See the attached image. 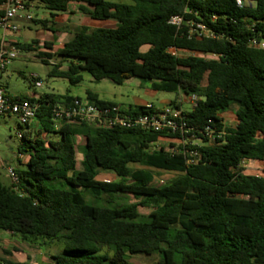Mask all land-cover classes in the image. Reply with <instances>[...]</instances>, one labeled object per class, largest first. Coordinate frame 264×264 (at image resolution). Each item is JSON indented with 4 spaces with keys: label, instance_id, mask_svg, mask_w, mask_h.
I'll return each mask as SVG.
<instances>
[{
    "label": "trees",
    "instance_id": "obj_1",
    "mask_svg": "<svg viewBox=\"0 0 264 264\" xmlns=\"http://www.w3.org/2000/svg\"><path fill=\"white\" fill-rule=\"evenodd\" d=\"M25 1L42 5L51 17L76 5L92 20L117 23L113 29L80 27L57 51L52 42L42 49L37 40L15 44L21 52L39 47L45 63L58 59L52 77L72 86L85 72L95 82L109 79L119 86L139 78L153 91L196 96V106L186 112L191 127L203 129L212 121L219 130L221 115L233 108L238 123L225 126L226 135L216 144L202 138L187 146L201 158L192 166L178 152L182 146L170 144L176 152L155 148L164 133L88 124L55 130L52 108L79 99L70 92L14 96L38 103L41 132L57 137H32L24 130L17 158L29 156L27 169L14 167L17 185L0 180V231L30 246L62 243V254L49 264H133L131 257L142 255H157L156 264H264V177L240 168L245 160L264 164V50L249 44L264 40V0H249L244 8L236 0ZM176 16L204 23L218 38L188 39L186 26L170 24ZM31 23L56 32L49 19ZM169 48L185 55L173 56ZM62 63H68L67 70H61ZM86 99L117 105L90 91ZM171 105L180 108L176 101ZM152 111V106L129 108L137 116ZM76 136L85 139L80 169ZM159 172L176 176L160 186ZM102 173L118 181L99 180ZM120 198L136 202L119 205ZM0 264L28 263L0 259Z\"/></svg>",
    "mask_w": 264,
    "mask_h": 264
},
{
    "label": "built area",
    "instance_id": "obj_2",
    "mask_svg": "<svg viewBox=\"0 0 264 264\" xmlns=\"http://www.w3.org/2000/svg\"><path fill=\"white\" fill-rule=\"evenodd\" d=\"M32 4V3H31ZM31 4L25 0H2L0 4V76L6 70L10 61L19 55V50L7 46L6 36L8 34H17L20 32V24L28 25L34 19L31 12ZM239 8L251 5L249 0H236ZM247 22V21H246ZM171 25L182 29L183 26L188 28L184 33L188 39H216L218 36L209 29L204 23L185 22L182 17H173L170 21ZM248 29H252L251 25L246 24ZM250 46L264 50V40L253 38L249 42ZM169 52L173 56H184L185 53L175 48H169ZM32 80L36 87H42V82L37 76H33ZM192 107H195L198 101L196 96L190 97ZM150 107V106H149ZM39 110V104L33 103L28 99H16L10 96L0 86V117L14 116L17 118L20 126L25 129L31 122L36 120ZM187 111L182 108L167 107L152 111L145 115H134L128 110H123L119 105L114 106H98L90 103L86 98L75 99L69 106L57 104L52 108L51 121L55 130H60L66 124H88L96 128L104 129H125V130H142L152 133H164L166 137H160L154 144L156 149H160L158 144L168 142L182 146L178 151L186 157L188 165H197L200 162V155L196 150L187 149V146H197L201 144L202 138L207 139L210 144H216L226 135L225 121L222 122V128L217 129L212 121H209L203 129H197L188 125ZM238 123L237 119L235 125ZM24 129V130H25ZM23 131L16 132V137L21 139ZM1 147V142H0ZM167 151L176 152L175 148H165ZM254 165V166H253ZM253 166V168H252ZM0 168L6 170L7 175L12 184L19 183V177L15 168L8 164L0 163ZM240 168L246 173L247 169H253L256 177H264V164L245 160L241 163ZM162 183V182H161Z\"/></svg>",
    "mask_w": 264,
    "mask_h": 264
},
{
    "label": "rangeland",
    "instance_id": "obj_3",
    "mask_svg": "<svg viewBox=\"0 0 264 264\" xmlns=\"http://www.w3.org/2000/svg\"><path fill=\"white\" fill-rule=\"evenodd\" d=\"M34 6V19H40L42 14L48 12H46L43 6L38 3ZM53 26L55 29L60 28L57 24H54ZM33 27L37 26L34 25ZM73 33V29H71L69 33H63L59 37L58 44L60 46H56L55 51L69 41L72 38ZM25 38H35V33L27 32L25 33ZM34 40L36 39H31L30 43ZM11 48L17 49L14 45ZM40 48L38 47L35 52H21L18 57L10 61L6 70L0 76V86L6 91V93L19 97H29L31 94L40 96L44 93L65 95L69 91L71 95L85 99L87 91H90L96 93L103 101L117 103L123 110H128L130 107L140 105L152 106L156 110L165 109L167 107H175L174 105H171L172 103L169 104V102H180V100H182L183 110L190 111L192 108V101L190 98L184 95L176 97V95L172 93L153 91L150 82H145L139 78H133L119 86L109 79L95 82L92 77L85 72L83 74V81L76 86H72L69 81L55 78L50 75L55 68V64H59L60 61L58 59L50 60L46 58L48 63L43 62L37 55ZM143 50L146 51L147 47ZM60 66L62 68H67L68 63H62ZM33 76L38 77L39 81L42 82V87L35 86L32 80ZM184 97L187 98V102L183 101ZM24 129L25 127L20 126L17 118L14 116L0 117V158L6 162L8 166L15 167L16 164H18L17 158L12 156L9 148H12L15 154L18 152L20 139L16 137V132L23 131ZM169 145L168 142L163 141L158 144V146L166 148H169ZM77 159L78 168L80 169V161L82 160V151L80 149L78 150ZM19 168L25 170L27 169V166H19ZM255 172L256 171L253 169L246 170V174H254ZM175 176L176 174L159 172L157 173V178L155 180L156 185L162 186L165 181H169ZM98 179L102 181H118V178L110 173H102ZM0 180L4 182L9 181L11 184L8 175L2 178L0 176ZM87 201L91 203L93 200L90 201L87 198ZM127 202H136V200L133 198H120L117 201L119 205H123ZM140 210L142 214L149 213V210L144 208H141ZM5 236L6 233L0 231V238H5ZM0 246L1 248H7V252H9L14 261L30 262L33 264L49 263L53 256L62 254L64 249L63 244L58 242L47 243V245H43L42 247L37 245L30 246L27 243L20 241L17 237H9L6 242L0 241ZM41 255L47 260L42 261L40 259ZM158 260L159 257L157 255H142L131 257L130 262L133 264H156Z\"/></svg>",
    "mask_w": 264,
    "mask_h": 264
},
{
    "label": "crops",
    "instance_id": "obj_4",
    "mask_svg": "<svg viewBox=\"0 0 264 264\" xmlns=\"http://www.w3.org/2000/svg\"><path fill=\"white\" fill-rule=\"evenodd\" d=\"M119 3L131 5L132 4V1L131 0H120ZM34 5H35V3H32L31 4V7H32L31 8L32 9L31 12L33 13V15H34V7H35ZM40 19H43V20L49 19L54 24L59 25L61 29L60 28H58V29L56 28V32L53 33V32H50L48 30H45V29H43L42 27H39V26L33 27L34 25H32V23H29L28 25H26V24H20V32L19 33H17V34H8L5 37L6 38L7 46L12 47L13 45L15 46V44H17V43H20V44H30L31 39L32 40L33 39H36L37 41L40 40L39 41V44H40L41 49L44 48V44L46 42H52L54 44V47L53 48L55 49L56 46H60L58 44L59 37L63 33L64 34L69 33V31L71 29H73V31L75 33L76 29H78L80 27H88L91 30H93V29H96V28L113 29V28H116V26H117V23L115 21H113V20H109V21H95V20H92L89 16L81 14L77 10V6L76 5H72L69 12L57 14L55 17H51V15L49 14V12H47L46 14H42ZM27 32H29V33H35V38H31V39L25 38V33H27ZM74 33L72 34V37H73ZM1 37L2 36L0 35V39H1ZM44 51L47 52V53L48 52L49 53H52L53 52V51L47 50V49H44ZM19 52L21 54V51H19ZM67 68H62L61 67V70L64 71V70H67ZM82 74H84V73H82ZM42 95H58V94H55V93H44ZM42 95L39 96V95H36V94H31L29 96V98L38 99ZM11 96H15V95H11ZM73 97L81 98L79 96H73ZM183 101L187 102V98L184 97V100ZM113 103H115V102H113ZM171 103L172 102H169V104H171ZM115 104H117V103H115ZM177 104H179V107L183 109V107H182V100H180V102H177ZM140 106H147V105H140ZM235 110L236 109L233 108L230 111H228L226 113H223L221 115V117L223 118V120L225 121V123L227 124V126H234L235 125V121H236V117H235V114H234V111ZM26 129H27V131L29 132V134L32 137L38 136L39 134H41V136L43 138H45V139H51V138H56L57 137L56 135H48L47 133H42L41 132V127H40L39 122L37 121V119L34 120L33 122H31L30 125ZM74 142H75V145L77 147V150L80 149L82 151V147L84 146V143H85L84 137H82V136H76V137H74ZM9 151L11 152L12 156H14V157L17 158V153L15 154L14 153V150L12 148H9ZM28 160H29V156L27 154L18 156V158H17V163L18 164H16L15 167H18L19 168V166L26 165L27 162H28ZM1 162L6 164V162H4L0 158V163ZM0 171H1L0 172L1 178L7 176L5 169L0 168ZM5 233H6L5 238H0V241L1 242L8 241V238L9 237H15L11 233H8V232H5ZM0 259L14 261L12 259V257L10 256L9 252H7V248H5V247L4 248L3 247L1 248V246H0ZM40 259L42 261L47 260L42 255L40 256ZM25 263L33 264V263H30V262H25ZM49 263L47 262V263H43V264H49Z\"/></svg>",
    "mask_w": 264,
    "mask_h": 264
}]
</instances>
